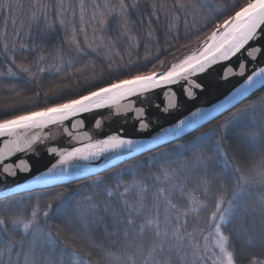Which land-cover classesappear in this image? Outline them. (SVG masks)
Wrapping results in <instances>:
<instances>
[{
    "label": "snow or ice",
    "instance_id": "snow-or-ice-1",
    "mask_svg": "<svg viewBox=\"0 0 264 264\" xmlns=\"http://www.w3.org/2000/svg\"><path fill=\"white\" fill-rule=\"evenodd\" d=\"M4 11L0 177L25 182L0 191V264H264V0H0ZM193 29L195 49L160 59L158 33L170 45ZM59 31L66 47L49 52ZM216 66L239 84L227 107L177 116L152 148L101 138L102 112L84 130L80 117L112 109L149 132L156 90L172 115ZM61 135L68 147L50 143ZM41 145L55 162L34 174Z\"/></svg>",
    "mask_w": 264,
    "mask_h": 264
},
{
    "label": "water",
    "instance_id": "water-1",
    "mask_svg": "<svg viewBox=\"0 0 264 264\" xmlns=\"http://www.w3.org/2000/svg\"><path fill=\"white\" fill-rule=\"evenodd\" d=\"M235 63V62H233ZM264 66V65H261ZM251 67H256V65H252ZM234 71L238 72L239 68L234 67ZM200 79L205 84V89L203 91H198V98L195 100H188L186 97L181 96L179 103H180V109L179 111H173L172 115H168L163 113L162 111H157L155 108L156 104H159L161 108H163L167 104V99L163 94L162 90H156V95L154 97H151L153 107L147 110V119L152 121L153 127L149 132H139L136 131L134 133L133 130V118L135 116L134 112H129L126 114L127 119H125L124 115H121L119 117H116L114 119H107L108 114L111 111H114L112 109H104L100 110L97 114H84L82 119L85 121L86 128L84 130H90L93 127L94 120L100 118V113L102 112L105 116V126L103 128V133L101 134V138L103 137V134H111L116 131H123L124 133L128 134L129 136H134L136 139L143 140L146 147L152 148V140L154 137L157 136L159 132H162L164 128L170 127L172 123L174 122V119L179 116V118H183L184 115H190V111H195L197 108H205L206 110L210 111L212 115H215V112L213 109H215L216 105L218 104H225L227 107L226 101L228 100L231 92L235 91L236 87H239V84L236 83V79H231L230 81H225L222 79V66H216L215 70L211 73V75H202ZM238 79V78H237ZM179 91V89H177ZM132 101H136V98H130ZM128 101H123L122 104H127ZM136 107L143 106L139 102H136ZM38 131V130H37ZM59 127L54 128V133H59ZM51 144L55 146L60 147H68L70 144V141L64 137L59 136L58 139L50 142ZM75 143V142H71ZM76 146H79L77 144ZM33 162L39 161L40 163H37L34 168V174H38L36 171L44 170L43 165L47 163L49 160H52V157L45 152V148L43 145L40 146V151L37 155H34L32 157ZM52 162H55L52 160ZM109 162H106L104 159H101L99 161L92 162L91 164V170L93 171H99L103 170L107 167V164ZM112 164L119 163L116 160L111 161ZM28 179H31L29 177ZM71 177H69V181H71ZM24 174H21L17 178L12 177H0V191H8L12 188H14L17 184L24 183Z\"/></svg>",
    "mask_w": 264,
    "mask_h": 264
},
{
    "label": "trees",
    "instance_id": "trees-1",
    "mask_svg": "<svg viewBox=\"0 0 264 264\" xmlns=\"http://www.w3.org/2000/svg\"><path fill=\"white\" fill-rule=\"evenodd\" d=\"M20 3L27 5L29 3V0H19ZM217 2H220V0H217ZM8 15V13L6 11L4 12H0V27L3 26L4 24V18ZM19 23V21L17 22ZM11 22L9 21V30H11ZM207 31V29H204L202 32L199 33L200 35V42H202L203 37L205 32ZM160 37V44L158 45L161 49L162 55L160 56V59H167L168 62L173 61L174 57H182L185 54H188L191 50L195 49L198 45V41L196 40V36L197 33L195 31V29H193L190 33L189 36L187 38L184 37L183 35V30H181V39L177 42V41H172L170 45L165 44V38L163 36H160V34H157ZM37 42H39L37 40ZM188 44L189 47H183V45ZM63 46L66 47L63 44V32L59 31L58 33L53 34V36H51L49 38V52H53L55 51V47L56 46ZM150 48H153V51L155 50L153 45L150 44L149 45ZM46 55L48 54L47 52L45 53ZM140 55H143V48L140 50ZM133 58H135V53L133 54ZM30 94V93H29ZM4 89L0 88V103L3 102L4 100ZM196 135H199L198 132L193 131L192 135H185V139L183 140H177L176 143H184L187 140H191L193 139ZM149 155L151 153H148ZM91 178H89L90 180ZM80 182L77 183H69L68 185H66V187H68L70 190H74L78 187V184ZM44 191H47V189H44ZM30 211V209H28Z\"/></svg>",
    "mask_w": 264,
    "mask_h": 264
}]
</instances>
